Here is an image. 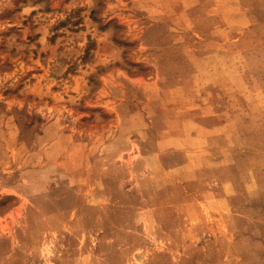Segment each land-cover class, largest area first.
Listing matches in <instances>:
<instances>
[{"label": "rangeland", "instance_id": "374dc122", "mask_svg": "<svg viewBox=\"0 0 264 264\" xmlns=\"http://www.w3.org/2000/svg\"><path fill=\"white\" fill-rule=\"evenodd\" d=\"M0 264H264V0H0Z\"/></svg>", "mask_w": 264, "mask_h": 264}]
</instances>
